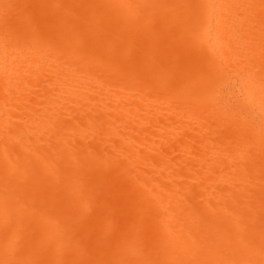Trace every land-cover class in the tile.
I'll list each match as a JSON object with an SVG mask.
<instances>
[{"label":"bare ground","instance_id":"obj_1","mask_svg":"<svg viewBox=\"0 0 264 264\" xmlns=\"http://www.w3.org/2000/svg\"><path fill=\"white\" fill-rule=\"evenodd\" d=\"M0 264H264V0H0Z\"/></svg>","mask_w":264,"mask_h":264}]
</instances>
